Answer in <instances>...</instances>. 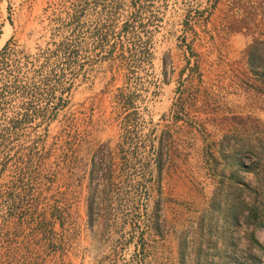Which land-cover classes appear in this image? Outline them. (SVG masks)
<instances>
[{
  "label": "rangeland",
  "instance_id": "1",
  "mask_svg": "<svg viewBox=\"0 0 264 264\" xmlns=\"http://www.w3.org/2000/svg\"><path fill=\"white\" fill-rule=\"evenodd\" d=\"M10 38L0 264H264V214L248 215L264 157L257 178L244 166L264 149L263 68L246 62L264 0H0V51Z\"/></svg>",
  "mask_w": 264,
  "mask_h": 264
},
{
  "label": "trees",
  "instance_id": "2",
  "mask_svg": "<svg viewBox=\"0 0 264 264\" xmlns=\"http://www.w3.org/2000/svg\"><path fill=\"white\" fill-rule=\"evenodd\" d=\"M237 18V17H236ZM186 24H188L187 22L188 21H185ZM128 25V22L125 23L124 27H127ZM11 42V38L6 42V44L4 45V47L2 48V50L0 51V58L2 57V55L8 50L9 48V44ZM62 50H60L61 54H63L65 57V60L66 62L68 63V65H70L72 63V56H71V52L69 51V48L67 46L61 48ZM111 49L109 50L108 52V55L111 54ZM107 59V58H106ZM246 62L247 64L253 69V70H257V68H263V71L260 72L259 75H261V77L264 78V40H261V39H255L246 49ZM3 98V93L0 92V99ZM27 103V102H26ZM67 103L66 100H64L63 97H59L58 98V102L55 103L54 107H53V110L51 112H46L44 111V115H42L43 119L46 120L48 119V121L50 122L51 120H53L56 116V110H59L60 108H63L65 106V104ZM27 109V107H25ZM23 115H27V114H23ZM25 119V118H24ZM20 120L17 122H14V125H16L17 123H19ZM48 126L46 127V129H48ZM108 144L107 143H102L101 144V148L100 150H98L95 154H94V157H98V159L100 161H103L105 160L106 156L109 155V151H108ZM250 154L251 156H249L248 158L251 160V163L250 164H244L245 168L247 171L253 173L256 178H257V175H259L262 171H261V165H260V162L263 160V157H264V149L256 146V145H252L250 148ZM238 154V153H237ZM151 155L155 161V164H156V167H157V172L158 174L162 173V161H163V156H164V153H163V148L159 147V148H156L152 149L151 151ZM240 185L239 183H235V192L237 193L239 190L241 191L242 190V187H245V188H251L250 184L247 183V182H244V181H240ZM19 201H22V199L24 198V195H22V197H18ZM14 201L16 199H13ZM15 202H18L17 200ZM241 201H239L238 199L234 201V203L231 204V210H232V217H233V220L234 221H238L239 220V206L241 205ZM249 204V203H247ZM250 211L248 212V215L249 216H256V215H253L254 213L257 214V213H262L264 214V203L261 205V204H256L255 202L250 204ZM261 206V207H260ZM62 211H64V209H62L61 207H55V211L53 212V221H57L59 218V216L61 215H57V214H60L62 213ZM247 215V216H248ZM258 217V214L256 216V218ZM261 221H258V224L257 225H260V226H264V215L263 217H261ZM62 220V219H61ZM47 222V220L44 218L43 219V222L42 223H45ZM50 222V220H49Z\"/></svg>",
  "mask_w": 264,
  "mask_h": 264
}]
</instances>
